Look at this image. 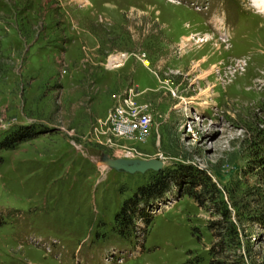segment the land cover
Wrapping results in <instances>:
<instances>
[{
    "label": "rangeland",
    "instance_id": "374dc122",
    "mask_svg": "<svg viewBox=\"0 0 264 264\" xmlns=\"http://www.w3.org/2000/svg\"><path fill=\"white\" fill-rule=\"evenodd\" d=\"M128 93L151 125L116 136ZM262 157L254 0H0V264H264Z\"/></svg>",
    "mask_w": 264,
    "mask_h": 264
},
{
    "label": "built area",
    "instance_id": "2783aa9c",
    "mask_svg": "<svg viewBox=\"0 0 264 264\" xmlns=\"http://www.w3.org/2000/svg\"><path fill=\"white\" fill-rule=\"evenodd\" d=\"M118 57L112 56V65H118ZM131 93L123 96L114 107L109 111L105 123L108 124L109 129L113 135L116 136H131L141 135L151 125V117L148 113L134 104L131 100Z\"/></svg>",
    "mask_w": 264,
    "mask_h": 264
},
{
    "label": "water",
    "instance_id": "95a60500",
    "mask_svg": "<svg viewBox=\"0 0 264 264\" xmlns=\"http://www.w3.org/2000/svg\"><path fill=\"white\" fill-rule=\"evenodd\" d=\"M100 161L109 168L127 173H144L147 170L158 171L163 166V161L160 158H112L104 154L102 155Z\"/></svg>",
    "mask_w": 264,
    "mask_h": 264
},
{
    "label": "trees",
    "instance_id": "16d2710c",
    "mask_svg": "<svg viewBox=\"0 0 264 264\" xmlns=\"http://www.w3.org/2000/svg\"><path fill=\"white\" fill-rule=\"evenodd\" d=\"M25 136H22V135H15L11 141H7L6 140V144L4 143L5 146L3 147H11L12 145H15L16 142L18 141H21L24 139ZM264 158L262 157L261 158V162L259 163V165H264ZM264 167V166H262ZM172 177L169 173H159L152 181L151 184L148 185V187L144 188L141 190V194L146 196V195H151V197L155 196L156 195H160L162 191H164L167 187H168V184H169V181H171ZM187 193H191L190 191ZM126 208V206H124ZM124 208V209H125ZM125 210H123L122 212V215H124ZM118 218V217H117ZM127 217L124 216V224H128V221H127ZM258 223L264 228V215L262 216H258V219H257Z\"/></svg>",
    "mask_w": 264,
    "mask_h": 264
},
{
    "label": "bare ground",
    "instance_id": "6f19581e",
    "mask_svg": "<svg viewBox=\"0 0 264 264\" xmlns=\"http://www.w3.org/2000/svg\"><path fill=\"white\" fill-rule=\"evenodd\" d=\"M254 2H255V6L259 9V11H262L264 13V0H254ZM213 41H214V38H212L211 36L206 35L203 38H201L198 41V43L200 42V43L204 44V46H209V44L211 42H213ZM115 66H117V65H115Z\"/></svg>",
    "mask_w": 264,
    "mask_h": 264
}]
</instances>
